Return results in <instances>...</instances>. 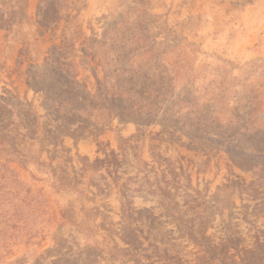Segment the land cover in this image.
Segmentation results:
<instances>
[{
  "label": "rangeland",
  "instance_id": "374dc122",
  "mask_svg": "<svg viewBox=\"0 0 264 264\" xmlns=\"http://www.w3.org/2000/svg\"><path fill=\"white\" fill-rule=\"evenodd\" d=\"M0 264H264V0H0Z\"/></svg>",
  "mask_w": 264,
  "mask_h": 264
}]
</instances>
